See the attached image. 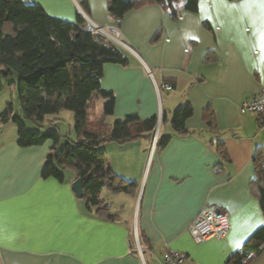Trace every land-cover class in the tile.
<instances>
[{"label": "crops", "instance_id": "obj_1", "mask_svg": "<svg viewBox=\"0 0 264 264\" xmlns=\"http://www.w3.org/2000/svg\"><path fill=\"white\" fill-rule=\"evenodd\" d=\"M24 1L51 17L74 23L80 14L105 33L113 31L133 54L128 66H103L100 87L115 97L113 115L103 124L108 129L128 115L147 120L160 112L165 122L158 137L170 139L160 148L155 142L153 150L145 138L99 146L113 173L136 185L129 194L99 193L110 220L75 197L72 171L61 182L41 177L51 142L20 148L16 130L0 123V264H162L166 251L185 254L187 264H229L264 227L250 185L253 156L260 153L264 161V128L239 109L264 86V0H197L195 13L181 0L147 3L115 18L106 0ZM7 103L0 101V114ZM185 104L193 114L185 133L174 134L170 119ZM206 204L222 207L229 231L222 240L195 244L188 229ZM244 264H264V247Z\"/></svg>", "mask_w": 264, "mask_h": 264}, {"label": "trees", "instance_id": "obj_2", "mask_svg": "<svg viewBox=\"0 0 264 264\" xmlns=\"http://www.w3.org/2000/svg\"><path fill=\"white\" fill-rule=\"evenodd\" d=\"M174 1L177 0H106V4L108 14L115 18L147 3L168 5ZM181 1L185 11H197V0ZM81 9L88 15L86 3L81 5ZM173 18L178 16L173 15ZM110 35L116 37L115 34ZM129 61V52L95 31L80 14L74 23H69L49 16L38 4L0 0V91L6 86H14L19 106V112L14 113L12 103L8 102L0 114V123L12 122L15 125L16 143L20 148L51 142L53 153L47 156L41 177L61 182L64 172L72 171L82 181L85 206L88 209L97 207V213L110 220L113 216L99 200V193L106 189L111 193L129 194L136 185L113 173L105 154L98 147L107 142L126 143L139 138L152 142L158 122L157 116L141 120L136 115H128L115 120L108 129L103 124V118L113 115L115 105L113 93L100 87L103 66L115 64L125 67ZM13 72L18 74V81ZM93 97L102 101V116L89 128L87 109ZM60 110L74 114L77 141L66 143L57 152L59 132L56 129L34 131L28 128L27 122L39 125L45 116ZM206 111V125L210 126L211 113ZM192 114L189 104L175 109L170 120L174 134L185 133V122ZM164 122L165 116L161 115V123ZM169 139L170 136H159L156 147H162ZM218 153L226 158L222 144L218 145ZM252 162L254 178L250 185L258 196L264 215L262 155H254ZM138 237L141 245L140 235ZM263 247L264 227H261L227 259V263L244 264L251 256H258Z\"/></svg>", "mask_w": 264, "mask_h": 264}, {"label": "built area", "instance_id": "obj_3", "mask_svg": "<svg viewBox=\"0 0 264 264\" xmlns=\"http://www.w3.org/2000/svg\"><path fill=\"white\" fill-rule=\"evenodd\" d=\"M161 87L167 91L172 90L171 86L168 84H163ZM239 109L241 114L255 115L258 119L260 127L264 128V86L259 89L258 93L253 98L242 103ZM157 120L160 125V112L157 115ZM156 141L157 138L155 142ZM154 145L155 143H152V150ZM228 231V215L222 207L217 204L204 205L188 229V233L195 244H201L209 239L222 240L226 237ZM133 233L135 238V247L137 248L136 250L141 256L136 227L133 228ZM162 264H187V257L185 254L180 252L166 251L163 256Z\"/></svg>", "mask_w": 264, "mask_h": 264}, {"label": "rangeland", "instance_id": "obj_4", "mask_svg": "<svg viewBox=\"0 0 264 264\" xmlns=\"http://www.w3.org/2000/svg\"><path fill=\"white\" fill-rule=\"evenodd\" d=\"M109 33L115 34L113 31H109ZM13 75L15 80L18 81L19 79L18 74L13 72ZM1 80L2 77L0 76V84H1ZM1 100L2 102H11L13 105L14 113L19 112V106L16 97V89L14 88V86H6L0 91V101ZM98 113L100 114L101 117L102 101L100 99L93 97L87 109V126H89V128H92L93 125L98 123L99 119H96L98 117ZM9 123H10L9 125H12V127L16 130L15 125L12 124V122ZM27 126L29 129L39 132H46L52 129H56L59 132V142L57 144L58 152L64 147L66 143L73 144L77 141L74 114L67 110H60L56 114L45 116L43 122L40 123L39 125H35L33 122H27ZM131 232H132L131 233L132 236L134 237L133 228ZM139 250L142 253V249L140 246H139ZM145 259L147 262H150L148 257Z\"/></svg>", "mask_w": 264, "mask_h": 264}, {"label": "water", "instance_id": "obj_5", "mask_svg": "<svg viewBox=\"0 0 264 264\" xmlns=\"http://www.w3.org/2000/svg\"><path fill=\"white\" fill-rule=\"evenodd\" d=\"M90 23L91 26H93V28L95 30H97L98 32H100L101 34H103L105 37H107L108 39L112 40L113 42H115L116 44H118L119 46H121L122 48H124L126 51H128L129 53L133 54V51L127 47L125 44L121 43L120 41H118L117 39H115L114 37L110 36L109 34L105 33L101 28L96 27L95 25H92L90 21H88ZM159 133V124L157 122V127L155 130V135L153 138V144L155 143V140L157 138V135ZM71 188L75 194V197L77 199H82L83 198V186H82V181L81 179H76L72 185Z\"/></svg>", "mask_w": 264, "mask_h": 264}]
</instances>
